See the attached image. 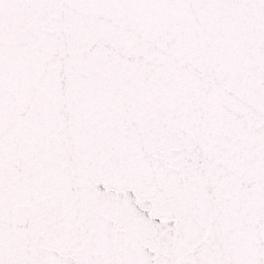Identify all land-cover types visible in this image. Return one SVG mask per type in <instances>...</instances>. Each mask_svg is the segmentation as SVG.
Masks as SVG:
<instances>
[{"label": "snow or ice", "instance_id": "obj_1", "mask_svg": "<svg viewBox=\"0 0 264 264\" xmlns=\"http://www.w3.org/2000/svg\"><path fill=\"white\" fill-rule=\"evenodd\" d=\"M0 264H264V0H0Z\"/></svg>", "mask_w": 264, "mask_h": 264}]
</instances>
